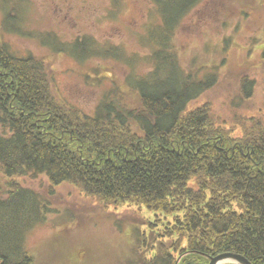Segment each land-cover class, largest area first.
I'll list each match as a JSON object with an SVG mask.
<instances>
[{
  "label": "trees",
  "instance_id": "16d2710c",
  "mask_svg": "<svg viewBox=\"0 0 264 264\" xmlns=\"http://www.w3.org/2000/svg\"><path fill=\"white\" fill-rule=\"evenodd\" d=\"M150 1L144 39L153 44V69L133 82L134 109L106 99L93 115L76 109L53 95L40 58L17 56L0 40V171L10 178L0 195V264H34L22 247L28 220L21 212L35 198L12 178L41 174L50 187L68 181L104 205L133 208L130 220L147 230L129 264H207L227 251L264 264V102L260 115L229 121L212 116L208 101L188 107L215 79L184 73L171 39L201 0ZM3 2L4 22L23 32L22 0ZM41 36L78 60L114 53L86 35L72 43L52 32ZM237 88L246 100L253 80L242 76ZM142 208L156 219L138 215Z\"/></svg>",
  "mask_w": 264,
  "mask_h": 264
},
{
  "label": "rangeland",
  "instance_id": "374dc122",
  "mask_svg": "<svg viewBox=\"0 0 264 264\" xmlns=\"http://www.w3.org/2000/svg\"><path fill=\"white\" fill-rule=\"evenodd\" d=\"M19 4L23 32L19 27L11 30V23L4 22L7 3L0 0V40L17 56L32 55L43 61L56 98L89 115L104 99L134 109L138 92L133 82L153 69L147 59L153 44L144 39L153 11L150 0H22ZM50 32L61 43L90 36L96 45L111 47L114 53L78 60L56 51L41 36ZM171 44L184 73L196 80L215 79L188 107L208 101L212 116L227 121L261 114L264 0H201L183 17ZM120 47L124 53L115 55ZM242 76L253 80L246 100L237 94ZM9 179L0 171V195L10 189ZM12 179L35 198L21 212L26 215L23 222L28 220L22 227V247L33 255L34 264H129L139 256L137 239L147 228L130 220L136 216L128 204L104 205L68 181L50 187L45 174ZM137 214L156 219L145 208ZM152 228H161L158 220ZM148 255L143 251L142 257Z\"/></svg>",
  "mask_w": 264,
  "mask_h": 264
},
{
  "label": "water",
  "instance_id": "95a60500",
  "mask_svg": "<svg viewBox=\"0 0 264 264\" xmlns=\"http://www.w3.org/2000/svg\"><path fill=\"white\" fill-rule=\"evenodd\" d=\"M227 260L228 264H252L245 256L231 251L222 252L208 258L207 264H217L219 260Z\"/></svg>",
  "mask_w": 264,
  "mask_h": 264
},
{
  "label": "bare ground",
  "instance_id": "6f19581e",
  "mask_svg": "<svg viewBox=\"0 0 264 264\" xmlns=\"http://www.w3.org/2000/svg\"><path fill=\"white\" fill-rule=\"evenodd\" d=\"M228 263H229V261L224 260V259L219 260V261L217 262V264H228Z\"/></svg>",
  "mask_w": 264,
  "mask_h": 264
}]
</instances>
